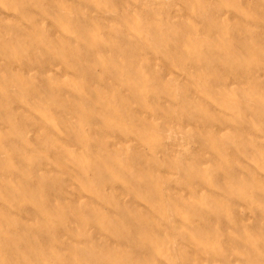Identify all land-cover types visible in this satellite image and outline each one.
<instances>
[{
	"label": "rangeland",
	"instance_id": "obj_1",
	"mask_svg": "<svg viewBox=\"0 0 264 264\" xmlns=\"http://www.w3.org/2000/svg\"><path fill=\"white\" fill-rule=\"evenodd\" d=\"M0 264H264V0H0Z\"/></svg>",
	"mask_w": 264,
	"mask_h": 264
}]
</instances>
